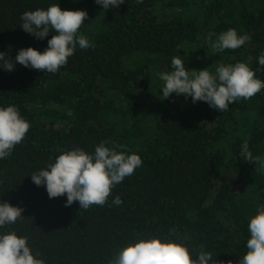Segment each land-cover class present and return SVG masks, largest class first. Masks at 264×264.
I'll return each instance as SVG.
<instances>
[{
  "label": "trees",
  "instance_id": "trees-1",
  "mask_svg": "<svg viewBox=\"0 0 264 264\" xmlns=\"http://www.w3.org/2000/svg\"><path fill=\"white\" fill-rule=\"evenodd\" d=\"M56 2L87 11L79 33L95 46L77 48L55 74L19 63L0 70V106H16L31 124L0 160V201L23 208V219L2 230L28 235L46 264H106L142 233L185 239L235 264L246 252L248 218L264 207V169L255 161L264 158V89L222 112L174 93L160 99L156 73L179 55L187 69L213 73L245 62L264 80V0H125L110 10L94 0H0V51H42L53 33L34 38L20 16ZM228 28L251 39L214 53L209 34ZM245 140L252 159L241 155ZM100 143L142 159L105 205L65 207L66 196L49 199L27 176L61 151L93 152ZM117 195L122 203L112 205Z\"/></svg>",
  "mask_w": 264,
  "mask_h": 264
},
{
  "label": "clouds",
  "instance_id": "clouds-1",
  "mask_svg": "<svg viewBox=\"0 0 264 264\" xmlns=\"http://www.w3.org/2000/svg\"><path fill=\"white\" fill-rule=\"evenodd\" d=\"M135 2L139 4L143 0ZM94 3L103 10H110L118 9L125 0H94ZM87 18L86 10H62L57 2L47 8L24 11L20 16V27L24 32L38 40H43L49 32L53 35L47 39L42 51L29 46L18 49L14 57L0 51V70L10 73L19 63L25 68L57 73L77 48L95 46L88 37L79 33ZM213 35L215 39H211ZM209 39L213 52L220 53L239 48L251 37L247 33H238L235 28H228L218 34L210 33ZM257 62L264 66V53L257 57ZM156 76L163 82L160 99H169L174 93L185 99L191 97L193 104L205 102L209 108L222 112L227 111L233 102L241 98L247 100L264 89V80L258 78L245 62L219 64L213 73L208 67L189 70L184 59L177 55L171 59V70L158 72ZM30 127V122L21 116L16 106H0V160L11 155ZM241 155L252 159L247 140L241 145ZM255 161L264 169V158L257 156ZM141 165L142 159L137 152L117 151L116 146L110 148L100 143L93 152L80 147L61 151L52 162L27 176L36 186L45 187L49 199L64 195L65 207L75 201L79 209L87 210L92 205H105L111 190ZM121 203L119 195L111 201L112 205ZM22 212V207L0 201V264H46L41 253L30 247L28 235H18L15 230H2L23 219ZM247 231L246 252L239 256L235 264H264V207H258L250 215ZM215 257L216 254L206 250L205 246L201 245L197 251L185 239L142 233L113 253L106 264H225ZM227 264H233V261H227Z\"/></svg>",
  "mask_w": 264,
  "mask_h": 264
}]
</instances>
